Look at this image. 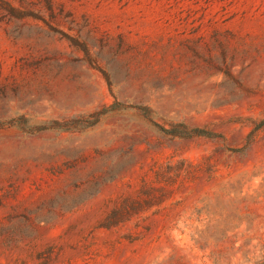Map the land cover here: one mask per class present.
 <instances>
[{"label":"rangeland","instance_id":"1","mask_svg":"<svg viewBox=\"0 0 264 264\" xmlns=\"http://www.w3.org/2000/svg\"><path fill=\"white\" fill-rule=\"evenodd\" d=\"M263 262L264 0H0V264Z\"/></svg>","mask_w":264,"mask_h":264},{"label":"trees","instance_id":"2","mask_svg":"<svg viewBox=\"0 0 264 264\" xmlns=\"http://www.w3.org/2000/svg\"><path fill=\"white\" fill-rule=\"evenodd\" d=\"M191 133L194 134L195 136H198V135H204L203 132L198 131V130H192ZM261 264H264V262L261 263Z\"/></svg>","mask_w":264,"mask_h":264}]
</instances>
